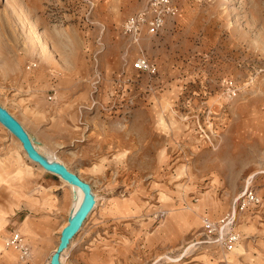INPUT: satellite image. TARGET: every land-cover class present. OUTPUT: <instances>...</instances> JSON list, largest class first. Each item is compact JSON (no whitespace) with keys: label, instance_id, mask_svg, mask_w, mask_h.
Here are the masks:
<instances>
[{"label":"rangeland","instance_id":"374dc122","mask_svg":"<svg viewBox=\"0 0 264 264\" xmlns=\"http://www.w3.org/2000/svg\"><path fill=\"white\" fill-rule=\"evenodd\" d=\"M148 1L0 0V104L94 197L60 264H264V0H172L133 41L123 20ZM73 200L0 123L1 239L42 227L0 264H49Z\"/></svg>","mask_w":264,"mask_h":264},{"label":"built area","instance_id":"2783aa9c","mask_svg":"<svg viewBox=\"0 0 264 264\" xmlns=\"http://www.w3.org/2000/svg\"><path fill=\"white\" fill-rule=\"evenodd\" d=\"M176 11V6L172 0H149L145 8L127 16L122 23L123 32L126 33L133 41H138L144 34L156 33L164 24L165 18ZM134 65L137 69L154 71L155 65L149 61L143 54L138 55L134 60ZM242 208L246 204H257L260 201V196L251 189L243 190L239 196ZM208 225L211 224L206 220ZM237 232H230L227 235H221L220 240L231 248L238 240ZM6 244L13 246L18 251L20 259L25 260L30 256V247L25 241L22 234L14 229L10 236L6 239Z\"/></svg>","mask_w":264,"mask_h":264},{"label":"water","instance_id":"95a60500","mask_svg":"<svg viewBox=\"0 0 264 264\" xmlns=\"http://www.w3.org/2000/svg\"><path fill=\"white\" fill-rule=\"evenodd\" d=\"M0 114L11 124L14 130L18 133L19 138L22 142V146L30 158L40 163L45 169L57 172L64 176V178H66L68 181L80 185L84 193L88 197V200L85 202V204L73 216L69 218L67 224L64 226L63 232L61 233L54 250L50 255V264H60V255L73 234L74 225L88 213L94 203V197L92 195L90 183L83 179L75 171H72L65 166L55 164L45 158L36 149L28 132L20 123V121L1 104Z\"/></svg>","mask_w":264,"mask_h":264},{"label":"crops","instance_id":"0c3cea01","mask_svg":"<svg viewBox=\"0 0 264 264\" xmlns=\"http://www.w3.org/2000/svg\"><path fill=\"white\" fill-rule=\"evenodd\" d=\"M29 134V133H28ZM30 136V135H29ZM31 137V136H30ZM35 143V142H34ZM39 145V144H38ZM40 146V145H39ZM41 147V146H40ZM43 149V148H42ZM44 150V149H43ZM44 152L46 153H49L52 157H55L56 159H58L56 156H53L50 152H48L47 150H44ZM60 160V159H59ZM60 161H62V160H60ZM63 162V161H62ZM36 163V162H35ZM64 163V162H63ZM65 164V163H64ZM65 166H66V164H65ZM67 168H69L68 166H66ZM70 169V168H69ZM70 170H72V169H70ZM47 171V170H46ZM72 171H74V170H72ZM49 172V171H48ZM76 172V171H75ZM77 173V172H76ZM78 174V173H77ZM58 177V176H57ZM61 179V178H60ZM62 180V179H61ZM58 185V184H57ZM69 186V185H68ZM13 188H14V190H13V195H14V199H19V196L21 195V194H19L18 193V190L13 186ZM40 199L41 200H39L40 202H42V204H48L49 203V197L48 196H42V197H40ZM21 207V206H20ZM0 211L3 213V215L6 217V225L4 226V228H3V233H5V232H7V229H6V226L9 224V218H8V216L6 215V211L3 209V208H1L0 207ZM26 220H27V222H28V226H29V228L31 229V233H29V232H26V231H23V230H21V229H19L20 230V233L22 234V236L24 237V239H25V241L27 242V244L29 245V247H30V243L28 242V240H27V238H26V236H25V234L27 235V236H29L30 238H31V240L33 241V242H35V235H36V232L37 231H39V230H41V223L40 222H37V221H35V220H32L30 217H29V215H24L23 216V218L21 219V221L19 222V224H18V226H17V228H12L11 230H9V234H8V236H10V234H11V232H12V230H14V229H18L19 228V226L21 225V226H27V223H26ZM38 223V224H37ZM67 224V222L63 225V227H62V229H61V233H62V230H63V228H64V226ZM8 236L5 238V240L3 241L1 238H2V235H0V255L1 256H5V257H7V258H10V256H6L5 254H3V253H1V249L2 248H7V247H11V248H13V249H15L13 246H11V245H8L7 246V244H6V239L8 238ZM60 237V236H59ZM39 240H41V239H39ZM39 240L37 239L36 240V245H38L39 246ZM58 242V241H57ZM6 244V245H5ZM40 244H41V246H48V244H49V240H48V238L46 237V239H42L41 241H40ZM57 244V243H56ZM56 244L54 245V247L52 248V250H51V253H52V251L54 250V248H55V246H56ZM31 248V247H30ZM16 250V249H15ZM40 251H42V249H40ZM17 253H18V251H17ZM51 253H50V255H51ZM50 257V256H49ZM49 264H50V258H49Z\"/></svg>","mask_w":264,"mask_h":264},{"label":"bare ground","instance_id":"6f19581e","mask_svg":"<svg viewBox=\"0 0 264 264\" xmlns=\"http://www.w3.org/2000/svg\"><path fill=\"white\" fill-rule=\"evenodd\" d=\"M0 123L5 127L7 128L9 131H11L13 133V135L16 137V139L19 141V143L21 144V147L22 146V142L19 138V135L18 133L14 130V128L11 126V124L0 114ZM34 144V142H32ZM34 146L36 147V149L41 153L40 151V148L38 146H36L34 144ZM24 149V148H23ZM25 150V149H24ZM26 152V151H25ZM27 154V152H26ZM42 154V153H41ZM45 158H47L49 161L55 163V164H59V165H62V166H65L63 163H61L59 160H57L56 158L52 157V156H49V155H44L42 154ZM28 156V154H27ZM29 157V156H28ZM30 158V157H29ZM30 160H33L32 158H30ZM34 162L38 163L37 161L33 160ZM43 169H45L40 163H38ZM66 167V166H65ZM51 173H55L59 178H61L64 182H66V184H68L71 188H72V191L74 193V200H73V204L71 206V209L69 211V216H68V220L71 216H73L84 204L85 202L88 200V197L86 196V194L84 193L82 187L80 185H77V184H74L70 181H68L66 178H64V176H62L61 174L57 173V172H54V171H50L48 169H45ZM94 204V203H93ZM93 206V205H92ZM86 216V215H85ZM84 216V217H85ZM83 217V218H84ZM82 219H80L73 227V233H75L80 225V223L82 222ZM68 222V221H67ZM64 229V228H63ZM63 232V230H62ZM64 251V250H63ZM62 251V253H63ZM61 253V255H62ZM60 255V257H61ZM62 259V258H61Z\"/></svg>","mask_w":264,"mask_h":264}]
</instances>
